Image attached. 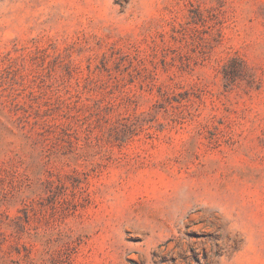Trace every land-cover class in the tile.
<instances>
[{"label":"rangeland","instance_id":"rangeland-1","mask_svg":"<svg viewBox=\"0 0 264 264\" xmlns=\"http://www.w3.org/2000/svg\"><path fill=\"white\" fill-rule=\"evenodd\" d=\"M0 264H264V0H0Z\"/></svg>","mask_w":264,"mask_h":264}]
</instances>
